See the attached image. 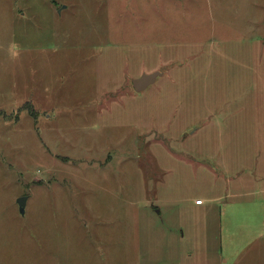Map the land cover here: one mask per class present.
<instances>
[{
    "label": "rangeland",
    "instance_id": "rangeland-1",
    "mask_svg": "<svg viewBox=\"0 0 264 264\" xmlns=\"http://www.w3.org/2000/svg\"><path fill=\"white\" fill-rule=\"evenodd\" d=\"M157 256L264 264V0H0V264Z\"/></svg>",
    "mask_w": 264,
    "mask_h": 264
},
{
    "label": "crops",
    "instance_id": "crops-1",
    "mask_svg": "<svg viewBox=\"0 0 264 264\" xmlns=\"http://www.w3.org/2000/svg\"><path fill=\"white\" fill-rule=\"evenodd\" d=\"M198 200H200V199H197L194 202L193 200L190 199V200L186 201V204H187L188 208H195L198 211H201L204 214H206V216H205L206 217L205 227H206V230H208L211 227L212 223L215 221V220L213 221V212H212L213 209L211 207H205L204 209H202V207L205 206V201L202 200V204L197 205L196 202ZM212 200H214V199H212ZM208 202H211V200H208ZM99 221H100V218L98 219V223H99ZM100 226L101 225L97 224L96 230H100ZM83 239H84V237H83ZM98 239H99V237H98ZM98 239H96L95 241L99 242ZM189 260L184 259V258L175 257V256L165 257V258L163 256H157V262L152 263V264H240L242 259L239 256H231L227 260H223L222 258H219V256H211V257L204 258L203 262H200V259H198L197 261H193V260L189 261ZM140 264H145V261L144 262L140 261Z\"/></svg>",
    "mask_w": 264,
    "mask_h": 264
},
{
    "label": "water",
    "instance_id": "water-1",
    "mask_svg": "<svg viewBox=\"0 0 264 264\" xmlns=\"http://www.w3.org/2000/svg\"><path fill=\"white\" fill-rule=\"evenodd\" d=\"M162 76L163 73L159 71L151 74L145 73L141 77L133 79L131 84L136 93L145 92L151 86L155 85L158 79H160ZM18 205H19L20 213L24 215L27 205V198L26 197L20 198L18 200Z\"/></svg>",
    "mask_w": 264,
    "mask_h": 264
},
{
    "label": "clouds",
    "instance_id": "clouds-1",
    "mask_svg": "<svg viewBox=\"0 0 264 264\" xmlns=\"http://www.w3.org/2000/svg\"><path fill=\"white\" fill-rule=\"evenodd\" d=\"M7 54L9 58L13 61H16L20 58L21 49L20 46L14 40L8 44Z\"/></svg>",
    "mask_w": 264,
    "mask_h": 264
},
{
    "label": "built area",
    "instance_id": "built-area-1",
    "mask_svg": "<svg viewBox=\"0 0 264 264\" xmlns=\"http://www.w3.org/2000/svg\"><path fill=\"white\" fill-rule=\"evenodd\" d=\"M196 204H197V205H201V204H202V200H198V201L196 202Z\"/></svg>",
    "mask_w": 264,
    "mask_h": 264
}]
</instances>
